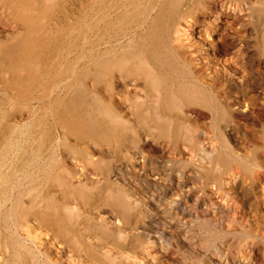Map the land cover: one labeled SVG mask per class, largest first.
I'll use <instances>...</instances> for the list:
<instances>
[{
	"label": "bare ground",
	"instance_id": "1",
	"mask_svg": "<svg viewBox=\"0 0 264 264\" xmlns=\"http://www.w3.org/2000/svg\"><path fill=\"white\" fill-rule=\"evenodd\" d=\"M0 264H264V0H0Z\"/></svg>",
	"mask_w": 264,
	"mask_h": 264
},
{
	"label": "rangeland",
	"instance_id": "2",
	"mask_svg": "<svg viewBox=\"0 0 264 264\" xmlns=\"http://www.w3.org/2000/svg\"><path fill=\"white\" fill-rule=\"evenodd\" d=\"M250 119H251V116H250ZM248 121L251 123L250 120H248ZM249 122H248V123H249ZM241 126H242L241 128L244 129L245 131H246V129L248 130V127H246V124H245V125H244V124H241ZM171 246H172V248H171V250H170V256H169V259H170V260L168 259L169 261H172V260L174 259V257H175V256H174L175 254H173V253L175 252V246H176V244L173 242V243L171 244ZM188 261H189V260H187V262H188Z\"/></svg>",
	"mask_w": 264,
	"mask_h": 264
}]
</instances>
